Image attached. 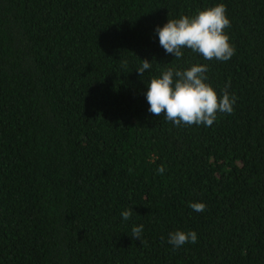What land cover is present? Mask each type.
Segmentation results:
<instances>
[{"label": "trees", "instance_id": "obj_1", "mask_svg": "<svg viewBox=\"0 0 264 264\" xmlns=\"http://www.w3.org/2000/svg\"><path fill=\"white\" fill-rule=\"evenodd\" d=\"M218 3L231 59L165 53L157 25ZM196 62L233 113H150V79ZM0 264H264V0H0Z\"/></svg>", "mask_w": 264, "mask_h": 264}, {"label": "clouds", "instance_id": "obj_2", "mask_svg": "<svg viewBox=\"0 0 264 264\" xmlns=\"http://www.w3.org/2000/svg\"><path fill=\"white\" fill-rule=\"evenodd\" d=\"M227 9L223 3L199 10L192 16L181 15L176 19H169L160 27L155 28L159 45L166 54L173 55L174 59H181L182 49H190L199 54L205 61L213 59L228 61L235 55V47L229 42L230 38L225 29L230 27V20L226 15ZM127 61L122 67L127 68ZM152 63L144 59L137 73L142 77L145 70H149ZM208 65L199 62L191 64L186 69L169 67L163 70L158 77H152L147 84L146 100L148 111L153 115L163 116L167 121L179 127L204 125L210 127L217 119V113L232 114L236 97L230 95L227 88L222 96H218L214 88L208 83ZM165 168L161 165L157 174H163ZM196 212H203L206 205L194 202L189 205ZM133 209L128 208L121 212L123 220H128ZM144 225L132 228V238L141 239ZM195 244V231L177 230L169 233L168 243L179 248L186 243ZM143 243V241H142Z\"/></svg>", "mask_w": 264, "mask_h": 264}]
</instances>
